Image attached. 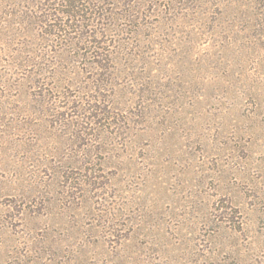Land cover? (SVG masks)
Listing matches in <instances>:
<instances>
[{
    "label": "rangeland",
    "instance_id": "obj_1",
    "mask_svg": "<svg viewBox=\"0 0 264 264\" xmlns=\"http://www.w3.org/2000/svg\"><path fill=\"white\" fill-rule=\"evenodd\" d=\"M0 264H264V0H0Z\"/></svg>",
    "mask_w": 264,
    "mask_h": 264
}]
</instances>
